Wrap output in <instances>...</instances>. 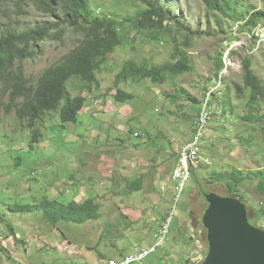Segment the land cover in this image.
I'll list each match as a JSON object with an SVG mask.
<instances>
[{
    "label": "rangeland",
    "instance_id": "obj_1",
    "mask_svg": "<svg viewBox=\"0 0 264 264\" xmlns=\"http://www.w3.org/2000/svg\"><path fill=\"white\" fill-rule=\"evenodd\" d=\"M89 2L102 19L121 24L144 9L134 0ZM165 4L185 24L202 32L188 50L193 58L191 72L163 85L150 79L139 83L127 80L117 88L135 99L117 102L115 80L126 61L160 65L170 59L173 50L169 35L154 39L151 32L136 31L127 23L122 33L129 34L131 41L101 67L99 87L90 90L79 79L70 80L72 100L86 99L80 115L82 125L63 126L59 116L51 113L43 122L42 140L33 145L31 131L17 114H2L0 264H100V260L107 263L112 258L121 262V257L138 256L155 247L162 241L164 229L168 234L162 246L139 264H201L209 251L202 222L209 207L205 195L228 196L229 189L247 206L253 224L264 230V103L253 120L248 119V100L236 92V85H244L241 68L246 56L253 57V71L264 84V26L256 33H241L239 22L218 21L208 13L203 0H165ZM242 6L239 10L251 12L261 9L263 0H242ZM26 9L27 14L19 15L14 0H0V17H15L25 26L52 21L27 3ZM231 32L238 39L233 44L229 42ZM81 40L80 34L65 29L62 40L41 43L33 58L22 62L25 77L37 79ZM222 46L226 69L216 80L215 63ZM178 88L188 93L173 104L169 95ZM2 93L0 85V95L8 103ZM205 105L211 118L200 145V163L177 202L173 170ZM233 171L245 179L231 180L227 175ZM141 178L142 191L130 194L129 182ZM82 190H89L87 196L101 205L100 219L53 226L37 208L29 214L10 211L16 206H34L43 199L66 206L75 202Z\"/></svg>",
    "mask_w": 264,
    "mask_h": 264
},
{
    "label": "trees",
    "instance_id": "obj_2",
    "mask_svg": "<svg viewBox=\"0 0 264 264\" xmlns=\"http://www.w3.org/2000/svg\"><path fill=\"white\" fill-rule=\"evenodd\" d=\"M134 1L144 9L139 11L134 18H128L127 22L121 24L111 18L102 19L100 12L91 9L89 0H14L17 14L28 13L27 3L34 10L46 14L52 21L25 26L19 24L15 17L8 16L9 19L0 17V85L3 89L2 95L6 94L5 97L9 99V102L6 103L0 95V119L3 113L10 115L15 112L18 120L31 131L33 145L42 140L41 128L45 118L51 113L59 116L63 126L80 125L82 123L80 115L86 105V99L78 97L72 100L68 88L70 80L79 79L90 90L99 87L97 74L101 72V67L111 60L113 57L111 55L131 41L129 34L122 33V28L127 23L136 31L151 32L154 39L159 35H169L173 43V50L170 59L160 65L149 66L147 63L138 64L134 60L126 61L115 80L116 89L114 90L117 92L115 95L117 102L126 103L135 99L133 94L117 88L127 80L139 83L150 79L156 84L163 85L170 79L191 72L194 68L193 58L188 50L193 48V40L202 32L185 24L180 16H175L165 4V0ZM203 2L208 13L214 15L218 21L228 18L239 22L242 25L241 33H256L259 28L264 26V0L261 9L251 12L239 10L240 7H243L242 0H203ZM65 29L80 34L82 40L62 61L45 69L37 79L25 77L23 60L33 58L36 54L35 49L41 43L48 40H62ZM229 35L230 44L238 40L234 37V33L231 32ZM225 50L222 46L218 52L214 70L216 80L226 69ZM254 62L251 56H246L242 60L241 71L244 85H236L239 97L248 100L251 114L248 119H252L254 113L259 112L261 104L264 103V84L253 71ZM247 91L250 92L249 96L246 95ZM187 93L185 88H178L169 96L172 98V103L176 104L177 100ZM189 100L192 103L195 101ZM224 105L228 109L227 98ZM200 115L201 113H199V118ZM37 123H41V125L39 126ZM133 134L135 133L133 132ZM138 137L140 138V136ZM178 158L179 154L176 164ZM233 172L227 175L231 177V180L241 182L242 179H245L239 178L238 174ZM219 176L222 177V175ZM129 185L130 194L142 191V178L129 182ZM261 187L264 191L263 184ZM228 196L239 198L230 189ZM36 208L42 212L43 218L53 226L59 222L81 225L101 217V207L93 198H88L82 205L71 202L66 206H62L56 200L43 199L34 206H16L10 211L29 214L33 213ZM249 219L252 225L258 228L253 224V219L251 217ZM9 230L13 232L10 226ZM20 241L17 240L19 244Z\"/></svg>",
    "mask_w": 264,
    "mask_h": 264
},
{
    "label": "water",
    "instance_id": "obj_3",
    "mask_svg": "<svg viewBox=\"0 0 264 264\" xmlns=\"http://www.w3.org/2000/svg\"><path fill=\"white\" fill-rule=\"evenodd\" d=\"M205 198L209 254L203 264H264V230L251 224L247 206L216 193Z\"/></svg>",
    "mask_w": 264,
    "mask_h": 264
},
{
    "label": "built area",
    "instance_id": "obj_4",
    "mask_svg": "<svg viewBox=\"0 0 264 264\" xmlns=\"http://www.w3.org/2000/svg\"><path fill=\"white\" fill-rule=\"evenodd\" d=\"M209 121L210 108L205 105L197 122L196 131L191 140L182 147V150L179 153L178 162L173 170L175 173L174 183H178L177 190L179 194L177 195V202L180 199L182 191H184L187 183L192 178L193 170L196 169L200 163V145L204 137V132L208 128ZM167 234L168 231L166 232L165 230L162 241L157 245L158 247L162 246ZM154 253H156V248L144 250L138 256L134 255L132 257L124 258L121 262L109 260L106 264H139L146 261Z\"/></svg>",
    "mask_w": 264,
    "mask_h": 264
},
{
    "label": "crops",
    "instance_id": "obj_5",
    "mask_svg": "<svg viewBox=\"0 0 264 264\" xmlns=\"http://www.w3.org/2000/svg\"><path fill=\"white\" fill-rule=\"evenodd\" d=\"M92 103H93V101H91V105H92ZM97 104H98V102H97ZM97 116V115H96ZM80 125H82V123L80 124ZM87 132V131H86ZM86 132L85 133H83V135L81 136L82 138H83V136L86 134ZM75 133H77V130H76V132ZM78 136V135H77ZM71 178H73V177H71ZM87 191H89V190H87ZM87 191L85 190H82L81 191V195L79 196V197H76V199L74 200L75 201V203H77V204H82V203H84L85 202V200L86 199H88L89 197L87 196ZM82 194H86L85 196L84 195H82ZM83 197V198H82ZM82 198V199H81ZM99 204V203H98ZM100 205V204H99ZM100 207H101V205H100ZM42 214V213H41ZM16 238V236H14V239ZM13 238H12V236L10 237V238H8L7 239V243H9L11 240H12ZM64 244H65V242H64ZM127 257H130V256H124V257H121L120 259L122 260L123 258H127ZM98 258L99 259H101V258H103V256H102V254H100L99 256H98ZM112 259H114L115 260V258H112ZM109 260H111V259H109ZM99 263L100 264H106V262L105 263H102L101 262V260L99 261Z\"/></svg>",
    "mask_w": 264,
    "mask_h": 264
},
{
    "label": "clouds",
    "instance_id": "obj_6",
    "mask_svg": "<svg viewBox=\"0 0 264 264\" xmlns=\"http://www.w3.org/2000/svg\"><path fill=\"white\" fill-rule=\"evenodd\" d=\"M182 192H183V191H182ZM181 194H182V193H181ZM205 196H206V195H205ZM224 197H230V196H224ZM233 198H235V197H233ZM238 199H240V198H238ZM206 201H207V200H206ZM208 205H209V204H208ZM205 213H206V212H205ZM204 215H205V214H204ZM203 217H204V216H203ZM202 222H203V220H202ZM257 225H258V224H257ZM203 226H204V225H203ZM8 227H9V226H8ZM204 228H205V227H204ZM207 240H208V239H207ZM164 241H165V239H164ZM159 243H160V242H159ZM159 243H158V244H159ZM158 244H157V245H158ZM208 244H209V243H208ZM157 245H156L155 247H152V248H156V253H157V250H158V248H159ZM156 253H154V254H156ZM154 254H152V255H154ZM208 254H209V251H208ZM208 254H207V256H208ZM152 255H151V256H152ZM151 256H150V257H151ZM207 256H206V258H207ZM150 257H149V258H150ZM149 258H148V259H149ZM148 259H147V260H148ZM205 260H206V259H205ZM205 260H204V261H205ZM204 261H203V262H204ZM144 262H145V261H144ZM203 262H202L201 264H203Z\"/></svg>",
    "mask_w": 264,
    "mask_h": 264
}]
</instances>
